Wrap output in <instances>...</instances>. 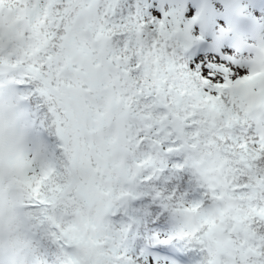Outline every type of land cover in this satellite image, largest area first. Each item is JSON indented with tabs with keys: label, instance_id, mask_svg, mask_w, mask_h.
I'll use <instances>...</instances> for the list:
<instances>
[{
	"label": "snow or ice",
	"instance_id": "1",
	"mask_svg": "<svg viewBox=\"0 0 264 264\" xmlns=\"http://www.w3.org/2000/svg\"><path fill=\"white\" fill-rule=\"evenodd\" d=\"M244 19L236 4L185 0H0V91L10 85L35 102L39 136L35 152L15 160L16 186L28 195H0V247L23 222L31 264L61 254V264H135L129 226L112 220L139 183L171 169L190 173L202 195L155 193L183 217L158 242H186L199 264H264V35L229 46ZM3 128L0 108V150ZM92 170L104 185V240L121 241L108 254L60 179L72 173L96 201ZM80 245L83 255L73 251Z\"/></svg>",
	"mask_w": 264,
	"mask_h": 264
},
{
	"label": "clouds",
	"instance_id": "2",
	"mask_svg": "<svg viewBox=\"0 0 264 264\" xmlns=\"http://www.w3.org/2000/svg\"><path fill=\"white\" fill-rule=\"evenodd\" d=\"M53 104H59V99L56 94L51 97ZM0 108L3 110L4 128H3V148L0 150V183H2L3 192L0 193L7 203L9 200L18 202L20 199L25 198L28 193L21 191L16 186V179L18 172L15 168V160L18 157L29 158L30 153H34L38 146V128L33 127V121L36 120L35 113L30 110L29 103L22 101L19 98L15 88L10 85H5L0 91ZM35 155L32 160H35ZM92 176L95 178V183L92 186V191L97 194V200L92 201L90 196L89 187L83 181L77 180L72 173H64L60 179L68 185L72 186L74 192V200L76 207L81 209V215L93 217L96 224V230L88 229V235L100 241L101 245L108 244L107 248L102 250L108 254L112 249H119L121 241L118 237L112 236L107 241L104 236L110 231L107 227L103 217H97L96 207L104 194V185L99 177H95V170H92ZM177 227L183 223V217L172 216ZM70 223H75L81 227V217L74 216ZM9 239L13 241L10 246ZM74 253L83 255L85 248L83 245L74 247ZM35 250L29 243L28 233L25 230V224L21 222L18 227H14L11 235L5 230L3 236V246L0 247V260L4 264H9L10 260H27L31 264L32 256ZM63 254L57 256L53 264H61Z\"/></svg>",
	"mask_w": 264,
	"mask_h": 264
},
{
	"label": "trees",
	"instance_id": "3",
	"mask_svg": "<svg viewBox=\"0 0 264 264\" xmlns=\"http://www.w3.org/2000/svg\"><path fill=\"white\" fill-rule=\"evenodd\" d=\"M30 107H31V111H33L35 113V117H36L35 104L32 106L30 105ZM198 193L202 194L199 190H198ZM137 196H138V194H137ZM130 202H131V199L127 201V203H130ZM133 206L137 210L138 214H136L132 211H131V213L133 215H137V217L140 221L135 220V218H133V217L131 218V216L129 214H128V217L131 218V221H139V222H142L143 224L150 222L153 218H157L158 222H162V220L164 219V215L169 214L166 211H163L160 204H157L156 202H152L149 199V197H145V198L140 199L138 202L134 203ZM122 212H124V209L120 208L118 213H117V216L122 215ZM114 218L116 219V221H119V219L117 217H114ZM112 223L115 224L114 221H112ZM117 227H119V226H117ZM137 233L140 234L139 231ZM136 237L131 238L132 244H130V238H128V240L126 241V247L128 248V255L135 261V264H148L149 259L147 257H145L144 255L139 253L140 247H139V245H137L138 243L136 241ZM176 246L183 248V249H189L188 251L190 252L191 257L195 258L194 264H199V257L192 250L190 245H188L186 242L177 240Z\"/></svg>",
	"mask_w": 264,
	"mask_h": 264
},
{
	"label": "rangeland",
	"instance_id": "4",
	"mask_svg": "<svg viewBox=\"0 0 264 264\" xmlns=\"http://www.w3.org/2000/svg\"><path fill=\"white\" fill-rule=\"evenodd\" d=\"M258 17H259V20L263 22V27H262V31H261L260 35H264V10H263L262 12H260V15H259ZM250 27H251V29H252V32L250 33V34L252 35V37H251L250 39H245V42L250 41V40H253L254 27L251 26V25H250ZM254 37H255V36H254ZM245 42H244V43H245ZM232 47H234V48H238V47H236V46H232ZM150 264H151V263H150ZM160 264H161V263H160Z\"/></svg>",
	"mask_w": 264,
	"mask_h": 264
}]
</instances>
